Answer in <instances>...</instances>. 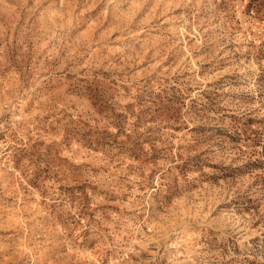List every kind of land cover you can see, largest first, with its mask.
I'll return each mask as SVG.
<instances>
[{
  "label": "rangeland",
  "instance_id": "rangeland-1",
  "mask_svg": "<svg viewBox=\"0 0 264 264\" xmlns=\"http://www.w3.org/2000/svg\"><path fill=\"white\" fill-rule=\"evenodd\" d=\"M0 264H264V0H0Z\"/></svg>",
  "mask_w": 264,
  "mask_h": 264
}]
</instances>
